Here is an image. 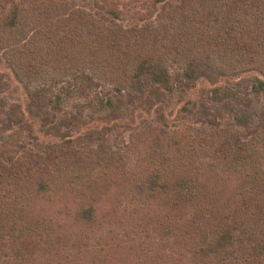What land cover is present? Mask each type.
<instances>
[{"label":"trees","instance_id":"trees-1","mask_svg":"<svg viewBox=\"0 0 264 264\" xmlns=\"http://www.w3.org/2000/svg\"><path fill=\"white\" fill-rule=\"evenodd\" d=\"M6 2L9 9L0 5V51L26 85L76 74L85 80L91 72V83L116 93L115 103L94 96L113 109L173 75L209 81L247 72L264 77V0H176L140 28L88 13L71 0ZM174 66L177 71L170 70ZM248 120L244 115L236 123ZM236 130L230 123H147L130 135L125 150L101 143L81 153L64 142L0 159V264L32 262L66 245L64 226L46 212L65 190L56 181L63 175L78 182L72 215L81 231L99 227L113 212L117 216L121 200L138 196L133 213L141 215L139 225L156 221L162 236L194 253L157 248L150 252L153 264H264V130L248 139ZM93 158L105 168L121 164L119 170L131 171L123 176L135 183L109 184L107 174L96 176ZM134 162L145 164L144 175L135 173ZM113 185L119 198L113 195L112 207L98 216L94 203Z\"/></svg>","mask_w":264,"mask_h":264},{"label":"rangeland","instance_id":"rangeland-1","mask_svg":"<svg viewBox=\"0 0 264 264\" xmlns=\"http://www.w3.org/2000/svg\"><path fill=\"white\" fill-rule=\"evenodd\" d=\"M0 0V5L9 9L10 4ZM78 8L96 16L103 14L110 20L125 27H142L162 15L163 7L176 0H71ZM108 10L115 12L114 16ZM107 11V12H106ZM0 12L2 10L0 9ZM119 18V19H117ZM171 69L177 71L176 66ZM77 75V74H76ZM75 75V76H76ZM66 79L47 82L41 86L26 85L19 81L0 51V159L7 161L18 158L25 151L42 152L52 144L70 142L81 153L96 149L101 143L116 150H125L130 143V135L139 131L147 123H159L169 128H215L232 124L242 139L251 138L256 132L264 130V77L258 72L209 81L206 78L186 79L173 75L167 83L148 86L144 94L135 100L125 97L113 109L100 105L95 95L103 97L104 103L117 95L109 88L102 89L91 72ZM97 82V81H96ZM104 90V91H103ZM106 91V92H105ZM108 91V92H107ZM104 92V93H103ZM247 116L244 126L236 123V118ZM94 166L100 172L96 176H109V184H134L136 180L123 176L125 169L114 163L105 168L102 161L96 160ZM145 167V164L141 162ZM140 162L132 168L136 174L143 172ZM141 165V167L139 166ZM190 165V159L185 161ZM201 164V163H200ZM174 166V163H173ZM202 166V164H201ZM128 174L130 170L126 171ZM146 173V170L142 175ZM79 174L77 173L76 176ZM140 175V176H142ZM57 177V175H56ZM204 175L201 178H207ZM60 180V181H59ZM64 191L47 203L49 219L58 220L66 232L68 241L57 252L32 258L23 264H153L151 253L154 249L170 250L175 253H194L174 245L165 238L159 226L139 225L141 215L133 213L139 207V197L131 201L124 199L117 205L108 221L99 227H85L80 230L73 219L74 207L79 200L73 191L76 179L65 175L57 179ZM113 185L108 195L94 203L96 214L112 207ZM132 202V203H131ZM40 204V201L39 203ZM39 207V206H38ZM178 251V252H177Z\"/></svg>","mask_w":264,"mask_h":264}]
</instances>
